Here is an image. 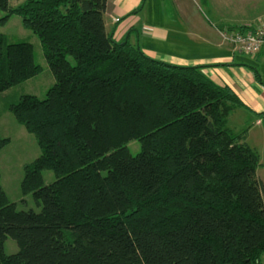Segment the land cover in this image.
I'll return each instance as SVG.
<instances>
[{
  "label": "trees",
  "instance_id": "1",
  "mask_svg": "<svg viewBox=\"0 0 264 264\" xmlns=\"http://www.w3.org/2000/svg\"><path fill=\"white\" fill-rule=\"evenodd\" d=\"M0 7L39 35L56 76L10 105L42 145L22 184L43 206L18 209L0 181V264H263L260 155L228 125L244 104L232 87L116 39L107 0ZM41 69L32 41L0 32V93Z\"/></svg>",
  "mask_w": 264,
  "mask_h": 264
},
{
  "label": "crops",
  "instance_id": "2",
  "mask_svg": "<svg viewBox=\"0 0 264 264\" xmlns=\"http://www.w3.org/2000/svg\"><path fill=\"white\" fill-rule=\"evenodd\" d=\"M200 1L107 0L106 26L116 39H129L152 57L176 64H202L211 78L238 93L244 104L230 112L228 125L235 132L245 131V139L258 151L257 174L264 195V74L251 63L256 60L264 67V49L247 56L220 33L251 23L254 17L242 13L249 12L255 0H205L217 19L214 22L206 17Z\"/></svg>",
  "mask_w": 264,
  "mask_h": 264
},
{
  "label": "rangeland",
  "instance_id": "3",
  "mask_svg": "<svg viewBox=\"0 0 264 264\" xmlns=\"http://www.w3.org/2000/svg\"><path fill=\"white\" fill-rule=\"evenodd\" d=\"M21 1L10 0V3L16 5ZM208 3L205 0L200 1L202 10L209 20L217 21L214 14L209 10ZM249 12L242 14L248 18L254 17L250 22L264 16V0H255ZM6 13V10L0 7V32L7 33L12 41H32L35 59L42 64V69L36 75L14 84L0 93V181L9 198L16 202L18 209L33 208L39 211L43 204L38 202L33 191H24L22 183L26 175L27 164L42 153V145L36 133L29 130L18 119L10 105L19 101L25 93H35L40 97L47 96V91L55 83L56 76L46 58L39 35L25 24L20 13L14 12L9 16H6ZM247 54V56H253L252 53L247 52ZM256 62V60L251 62L253 68L259 69L260 73L264 74L263 65ZM128 145L134 154L139 152L142 147L139 138L130 139ZM43 176L45 182L50 183L56 179L57 174L53 168H45ZM4 247L6 253L17 252L20 248L18 241L11 235L6 237Z\"/></svg>",
  "mask_w": 264,
  "mask_h": 264
},
{
  "label": "built area",
  "instance_id": "4",
  "mask_svg": "<svg viewBox=\"0 0 264 264\" xmlns=\"http://www.w3.org/2000/svg\"><path fill=\"white\" fill-rule=\"evenodd\" d=\"M223 40L230 42L235 48L248 53H258L264 49V16L258 20L246 23L243 28L221 29Z\"/></svg>",
  "mask_w": 264,
  "mask_h": 264
}]
</instances>
